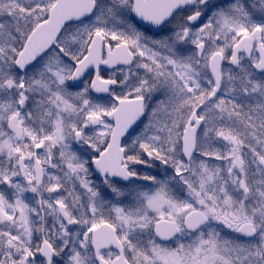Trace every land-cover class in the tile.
<instances>
[{
  "label": "snow or ice",
  "instance_id": "obj_1",
  "mask_svg": "<svg viewBox=\"0 0 264 264\" xmlns=\"http://www.w3.org/2000/svg\"><path fill=\"white\" fill-rule=\"evenodd\" d=\"M0 264H264V0H0Z\"/></svg>",
  "mask_w": 264,
  "mask_h": 264
}]
</instances>
